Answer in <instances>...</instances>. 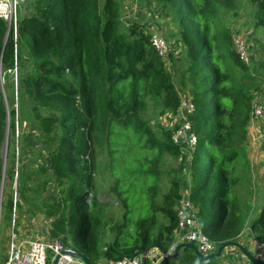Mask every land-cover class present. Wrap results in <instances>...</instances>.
<instances>
[{"label": "trees", "instance_id": "1", "mask_svg": "<svg viewBox=\"0 0 264 264\" xmlns=\"http://www.w3.org/2000/svg\"><path fill=\"white\" fill-rule=\"evenodd\" d=\"M28 1L31 14L17 21L16 33L0 18V214L4 219L21 206L10 188L2 189V182L15 176L17 128L23 114L15 107L17 92L31 104L30 114L36 118L47 154L48 177L42 183L58 189L59 203L65 207L53 223V234L83 255L87 264H97L101 249L106 260L116 261L140 256L150 245L174 247L175 207L185 188L198 207L201 229L215 248L238 242L257 194L250 189L253 172L245 143L254 93L264 90V67L250 69L231 48L229 57L244 76L236 83L225 69L222 54L214 48L219 38L218 0H144L161 2L176 12L195 106L190 121L197 143L189 149V163L180 161L179 167L180 172L188 170L190 179L170 170V186L160 206L161 164L166 155L178 156L185 147L173 142L172 130L158 133L144 118L151 105L161 114H175L182 100L152 34L138 21L122 26L120 0H103L102 7L101 0ZM247 1L255 27L263 30L264 64V0ZM12 71L17 73L16 86L8 81ZM102 172L110 175L107 194L119 207L117 217L97 196L101 186L94 198L89 197L94 176ZM249 227L264 244V204ZM102 236L109 241L102 242ZM146 264H153L150 258ZM158 264L219 263L217 258L202 260L192 249L181 248L177 256L164 257Z\"/></svg>", "mask_w": 264, "mask_h": 264}, {"label": "rangeland", "instance_id": "2", "mask_svg": "<svg viewBox=\"0 0 264 264\" xmlns=\"http://www.w3.org/2000/svg\"><path fill=\"white\" fill-rule=\"evenodd\" d=\"M28 2V0H17L18 20L25 17L24 13L29 8ZM120 2V18L123 27L133 21L143 22L147 25L146 28L151 34L153 32H161L167 36L170 47L169 51L165 53L166 65L173 72L174 79L182 91V100L190 99L192 97L193 85L191 83V74L188 69L189 60L186 56V48L180 38L181 24L177 20L176 12L172 8H166L161 2H146L144 0H120ZM218 3L219 18L216 27L219 29V38L214 48L222 54V61L225 69L236 83H239L242 79L241 77L244 75L231 61L229 50L232 48L238 53L237 43L242 42L248 51L249 60L246 63H248L249 68L253 70H255V68H263L264 64L261 63L262 57L260 53L263 30L262 28L255 27L252 17L253 9L247 0H235V2L234 0H218ZM103 4L104 2L101 0L100 7H102ZM11 28H13L16 33V27L9 25V30ZM9 32L10 31H8V33ZM16 74L15 71H12V78H8V81H14L15 86L17 85ZM3 82L4 79H2V83ZM258 95L259 92H255L254 99ZM14 96L15 107L23 111V114L19 116L17 128L15 176L12 179L6 178L2 182V187L6 186L10 188L11 191H13L12 196L14 201L21 206L12 213L10 218L4 219L2 214H0V264H5L8 248L14 236L18 240L31 239L39 241L59 237L53 234V223L65 210V207H62V204L59 203L61 196L58 195V189H56L54 185H45L42 183L47 176L48 167L45 161L47 154L41 146V137L37 130L36 118L34 115L30 114L31 104L17 92ZM4 99L7 104L8 102L10 103L6 97H4ZM144 118L150 122L154 130L158 133L163 130H172L176 122L178 123L175 114L170 111L161 114L160 109L155 105L149 107L148 111L144 113ZM245 144L247 149V143ZM184 147L185 146H183L182 149ZM7 151L8 145L6 142L3 147L4 155H7ZM184 151V153L182 152L178 156L166 155L164 157V162L161 164L162 176L160 180V194L157 198L159 206L162 202L163 193H165L170 186V170H174V174L181 176L183 180H185V175L187 176L189 174L187 169L185 171L182 170V172L179 170L180 161H187L185 164H188L191 160L192 152L189 151L187 147L184 148ZM263 153L264 150L262 148L260 154L256 152L254 156L260 157ZM109 177V173L102 172L96 174L94 176V186L89 197L94 198L97 188L101 186L102 191H100L97 196L100 198L101 202H108L107 209L109 214L117 217L119 207L115 199L107 194V188L109 183H111ZM187 179H190L189 175ZM258 185L257 182V187ZM186 190L185 188L183 193ZM243 192L245 193L246 191ZM26 198H28L30 202H27L25 200ZM260 201L258 199L253 200V211L250 220L259 214L257 211ZM0 213H2V210ZM158 215L161 217L159 211ZM249 221L244 229L247 233V239H250L251 242L258 245L261 251L259 252L258 258H264V246L251 234ZM83 223L84 219H82L80 225ZM101 241L107 242L109 238L107 236H102ZM152 252L155 253L151 258L152 263H154L161 257L157 255L154 250ZM97 264H108V260H106L103 255V249H101V256Z\"/></svg>", "mask_w": 264, "mask_h": 264}, {"label": "built area", "instance_id": "3", "mask_svg": "<svg viewBox=\"0 0 264 264\" xmlns=\"http://www.w3.org/2000/svg\"><path fill=\"white\" fill-rule=\"evenodd\" d=\"M0 18L6 21L10 26L17 24V0H0ZM151 40L155 48L164 54L169 51V41L161 32H153ZM238 54L245 63L249 60L248 51L242 42L237 43ZM248 64V63H247ZM195 106L191 99L181 100V104L175 113L178 123L172 129V140L175 144L188 149H192L197 143V136L192 131L190 116L193 114ZM264 112L262 105L254 104L253 117H260ZM260 135L264 139V122L260 129ZM191 192L186 190L182 198L178 201L175 210L178 216V227L176 229V245L183 242L193 243L203 254L207 255L216 251L214 244L208 239L202 231L198 220V207L190 198ZM172 247L173 251L176 247ZM264 246V244H262ZM66 251V252H64ZM72 251L59 238L48 240H18L13 238L8 248L5 264H52L59 256L57 264H84L80 259L70 255ZM151 253L149 258L151 259ZM160 260V259H159ZM159 260L153 264H158ZM108 264H142V255L134 257H125L116 261H108Z\"/></svg>", "mask_w": 264, "mask_h": 264}, {"label": "crops", "instance_id": "4", "mask_svg": "<svg viewBox=\"0 0 264 264\" xmlns=\"http://www.w3.org/2000/svg\"><path fill=\"white\" fill-rule=\"evenodd\" d=\"M29 14H31V10L28 8L24 13V15L26 16ZM141 23L145 24L143 22ZM254 104L262 105L264 108V90L262 92H259V95L254 99ZM263 122H264V112L262 116L252 118L248 126V139H247V146H248L247 153L251 160V167L253 172L252 183H251L252 186L250 189L257 192L256 194L257 197L255 196V199L256 200L258 199L259 201L261 200L257 212H260V209L264 204V196L262 193V189H263L262 181L264 177V153L260 157H255L254 155L256 154V152L257 154H260V150L262 148L264 150V139L260 135V129L263 125ZM257 182L259 184L258 187H257ZM246 235L247 233L244 230L238 242L244 245L249 251L253 253L255 257L258 258L259 252H261L259 250L258 245H256L254 242H251L250 239H247ZM154 252H156V254L161 257V253L158 250L155 249ZM153 254L155 253L151 252V256ZM260 259L264 260V258H260ZM217 262L219 264H251L249 259L236 246L227 247L222 252V255L219 258H217Z\"/></svg>", "mask_w": 264, "mask_h": 264}, {"label": "water", "instance_id": "5", "mask_svg": "<svg viewBox=\"0 0 264 264\" xmlns=\"http://www.w3.org/2000/svg\"><path fill=\"white\" fill-rule=\"evenodd\" d=\"M5 155H4V158L6 159ZM5 165H6V161H4V168H5ZM2 189H3V187H2ZM0 212H1V203H0ZM229 246L238 247L240 249V251L249 259V261L252 264H264V260H261V259L255 257L251 251H249L244 245L240 244L239 242L226 243V244L222 245L221 247H219L216 252H212V253L207 254V255L203 254L193 243H190V242H183V243L178 244L173 251L165 250V249L158 247L156 245H150L146 249V251L142 254V264H146V260H147V258H149L150 253L155 249L158 250L162 255L160 260L164 257H175V256H177L181 248L192 249L195 252V254L197 256H199L202 260H206L209 258L215 259V258L220 257L222 255V252ZM64 252H66V251H64ZM68 253L70 255H72L73 257L82 260L84 262V264H87V260L83 255L76 253L74 250L68 251ZM58 258H59V256H57L55 258V260L53 261L52 264H57Z\"/></svg>", "mask_w": 264, "mask_h": 264}, {"label": "clouds", "instance_id": "6", "mask_svg": "<svg viewBox=\"0 0 264 264\" xmlns=\"http://www.w3.org/2000/svg\"><path fill=\"white\" fill-rule=\"evenodd\" d=\"M162 256V255H161Z\"/></svg>", "mask_w": 264, "mask_h": 264}]
</instances>
